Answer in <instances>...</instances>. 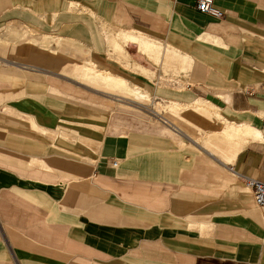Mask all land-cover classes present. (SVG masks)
Masks as SVG:
<instances>
[{
  "label": "crops",
  "instance_id": "1",
  "mask_svg": "<svg viewBox=\"0 0 264 264\" xmlns=\"http://www.w3.org/2000/svg\"><path fill=\"white\" fill-rule=\"evenodd\" d=\"M196 4L0 0V264H264V0Z\"/></svg>",
  "mask_w": 264,
  "mask_h": 264
},
{
  "label": "built area",
  "instance_id": "2",
  "mask_svg": "<svg viewBox=\"0 0 264 264\" xmlns=\"http://www.w3.org/2000/svg\"><path fill=\"white\" fill-rule=\"evenodd\" d=\"M196 8L219 19L224 16L223 11L215 6V0H197ZM245 184L252 190L255 204L261 209L264 217V181L246 178Z\"/></svg>",
  "mask_w": 264,
  "mask_h": 264
},
{
  "label": "bare ground",
  "instance_id": "3",
  "mask_svg": "<svg viewBox=\"0 0 264 264\" xmlns=\"http://www.w3.org/2000/svg\"><path fill=\"white\" fill-rule=\"evenodd\" d=\"M143 95H144V94H143ZM133 96H135V95H133ZM133 96H132V97H133ZM140 96H141V95H140ZM134 98H135V97H134ZM141 98H142V97H141ZM144 98H145V97H144ZM135 100H136V99H135ZM140 100H142V99H140ZM158 108H159L158 110H160V109H161V106L159 105Z\"/></svg>",
  "mask_w": 264,
  "mask_h": 264
}]
</instances>
